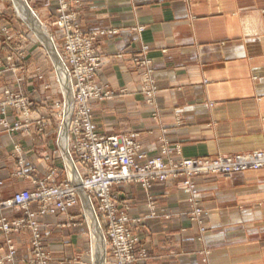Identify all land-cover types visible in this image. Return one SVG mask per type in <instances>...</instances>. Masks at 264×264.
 <instances>
[{
	"label": "crops",
	"instance_id": "1",
	"mask_svg": "<svg viewBox=\"0 0 264 264\" xmlns=\"http://www.w3.org/2000/svg\"><path fill=\"white\" fill-rule=\"evenodd\" d=\"M29 1L41 20H54L55 0ZM76 1L67 0L73 8ZM5 2L0 0V15H11ZM80 13L84 32L116 31L96 44L103 60L97 82L114 94L91 103L99 133H137L148 158L157 157L162 145L180 147L187 159L264 148V0H81ZM8 21L16 27L15 21ZM143 45L150 48L148 59L158 88L151 101L141 90L142 71L131 61ZM3 86L15 88L14 79L0 78V89ZM39 86L23 82L20 89L36 93L39 101L45 94L59 97L54 85L46 92ZM8 115L10 122L16 120L12 111ZM46 130L48 136L39 137L35 129L18 135L0 127L4 199L34 189L31 181L13 176L15 144L22 147L27 168L37 170L36 179L56 169L52 183L61 182L55 136ZM196 184L206 212L207 233L201 241L198 228L188 220L182 179L156 184L148 193L136 184L118 189L131 207L130 218L140 220L133 229L148 257L137 264H204V252L210 253L209 264H264V226L242 216L253 206L264 209V170L230 178L202 177ZM82 206L68 214L37 218L52 264H91L92 229ZM21 215L4 212L11 220ZM4 238L0 232V245ZM13 241L18 249L15 264H24L32 257L31 234L22 231Z\"/></svg>",
	"mask_w": 264,
	"mask_h": 264
},
{
	"label": "rangeland",
	"instance_id": "2",
	"mask_svg": "<svg viewBox=\"0 0 264 264\" xmlns=\"http://www.w3.org/2000/svg\"><path fill=\"white\" fill-rule=\"evenodd\" d=\"M17 1L19 2V0ZM55 1L57 2V10L56 14H54L55 16L53 21L46 22L44 20H41L39 16L38 17L40 18V22L42 23L43 27L46 28L48 35H50L54 40V43L57 47V55L62 63L61 66L63 67V70H61L55 62L50 47L46 43V39L41 38L31 27V25L24 19V16L19 13L16 0H6L5 2L8 5V7L6 5V10H9L11 8V11L8 12L11 15L6 16L5 12L0 15V42H2L3 40V42L0 43V78L12 77L14 79L15 85V88H13L12 86L10 89L9 86H3L0 89V95H2V97L0 98V127L4 132L8 134L18 135L32 134L33 129H35L39 137H45L47 135L46 129L50 128L51 133H53L55 136L54 143L56 145V148L58 149V157L60 158L62 164L61 182L52 183L57 173L56 169L49 172L45 178L40 180L36 179L37 170L34 168H27L24 151L20 145L15 144L12 147L11 155L16 166V170L13 174L14 178L24 181H31L33 187H35V180H38L40 182H49V184L51 185H59L65 183L66 181H69V179H72L74 181L73 183H76V185H80L77 172L81 173L85 178V176H87V168L77 160L78 156L75 154L76 152L73 148L75 144V140L73 138V128L74 125H79L82 129L87 130L86 123L82 124L83 121L93 124L95 126L94 129H96L97 135L100 137L110 138L113 136H117L123 138L128 137V139L131 138L132 140H135V143L141 147L140 154L145 157V159L141 161V163L144 165H147L148 161L159 159H162L168 164L178 162L180 163V165H183V160H216L221 157L232 156L233 158H235L238 157V155L254 156L258 152L259 154L264 153V148H262L232 155H220L214 158L187 159L182 157L180 147L171 149L167 145H162L160 148V153L157 157L148 158L147 155H145L143 152V145L139 141V135L137 133L109 136H105L99 133L94 120V112L92 110L91 103L95 101L102 102L109 100L113 97L114 94L109 90L107 85H100L97 82L98 75L100 73V70L102 69L103 60L102 56L98 53L96 44L106 35L116 34V31L86 33L84 32L80 21L81 0H77L75 2V4L77 5L76 8L71 7L67 0ZM25 2L28 4L32 12L36 13V10L30 4V1L25 0ZM26 3L25 6H27ZM9 19H11V21H15L14 23L16 27H14L13 23L8 21ZM64 22L65 28H62L60 24ZM69 28H71L72 30V37L74 41L80 42V46L76 47L75 45V48L72 50L70 45H67L66 40H64L66 30ZM138 31L142 32L143 28L140 27ZM88 41L93 42V50H91V53H89L90 56L86 57L85 53L87 51V44L89 43ZM149 52L150 48L146 45H143L138 51H136V54L133 55L131 61L136 68L142 71L141 90L142 93L148 97L149 101H151L158 94V88L155 85L156 80L154 76V70L151 67L152 62L148 59ZM72 54H75L77 57H82L83 59L81 58L78 61L77 65H73L69 58ZM35 62L37 63V65H35V69L32 72H28V68H30L31 66L34 67L33 65L35 64ZM78 67L80 69V75L79 72H77ZM20 72H26V74L24 76H21L19 75ZM75 73H77V75H75ZM91 76H93L92 80L89 79L91 78ZM48 79L52 80L53 83H50ZM23 82H26L28 84L40 83L39 87H41L45 92L51 90L52 86L54 85L56 92L59 93V95L57 94L56 97H59L55 99V95L50 94L52 95L51 97H54V99L49 102L50 95L48 96V94H45L43 100H36V93L35 95H33V93L30 94L28 91H22L20 89V85ZM67 82H69L68 86L66 84ZM37 94L41 95L40 91H38ZM85 95L91 97H88L84 101L83 98H86ZM85 107L90 110V117L88 118L83 116ZM8 111H12L16 115V120H14V122L9 121ZM79 119H81V122L77 123L76 121ZM262 170H264V167L258 169L251 168L242 172L239 171L228 174H204L195 177L181 175L174 178L171 177L166 181H155L151 185V187H148L141 182L135 181L114 186L111 190V194L116 198L117 202V220L119 223L122 222V225L124 226V229L126 231L123 232L122 235H118L119 239L116 240V237L114 235L110 236V233L108 232V225L103 224V220H100L103 224L102 227L100 226L103 234L102 236H104V240L106 243L105 257H102L100 259V262L98 261V258H95L94 248L92 247V234L90 233L89 256L91 257V264H137L139 261H143L148 257L147 251L142 247L140 235L133 229L134 224H138L140 220H132L130 218L131 207L128 203L124 202V200H121L120 196L117 194L118 189H120L121 187H126L130 184H136L139 185L142 190L148 193V191L156 184H163L170 181L182 179L183 187L181 193L185 197V201L188 204V220L192 225L198 228V239L199 241H201L203 235L207 233L205 221L206 212L201 204V189L197 186L196 179L202 177L230 178L237 174L256 173ZM0 181L5 185V182L2 179H0ZM187 182H189L190 184L187 185ZM3 187L0 188L1 196V190L3 189ZM80 194L82 201L79 200L80 202L76 205V207L83 205L82 207H85L86 209V214L84 213L83 215H87V217L89 218L87 211L88 209L86 208L87 203H89L87 202L89 201L87 198L88 195L83 191H81ZM154 204V202L150 203L151 211H154ZM82 210L84 209L82 208ZM69 211L65 214H68ZM150 215H154V212ZM94 216L97 221L95 212ZM242 216L249 221L257 223V227L264 226V220L259 221L260 219H262L261 217H264V209H261L259 205L253 206L249 210L242 211ZM1 217H5L4 211L0 212V220ZM102 218L106 220L107 216H104ZM8 220L12 221L11 219ZM260 222L262 223L261 225H259ZM26 230H28L31 234L32 257L29 259H24L23 262L24 264H40L41 262L40 260H38L39 258L35 260L33 251V232L26 228L23 231ZM0 232L5 236L4 242L0 245V264L17 263L18 249L13 241V237L20 234L22 231L15 232L10 235H6L2 231ZM118 241H120V243L122 242V246L117 245ZM41 243L42 248H44L45 252V254L43 253V258L41 259V261H43L44 264H52L53 260L51 257V253L46 250L43 243L42 231ZM11 247L13 248L12 250L15 253L13 257L9 259L11 254ZM116 247H118V250H116ZM202 254L205 256L203 263L209 264L208 255L210 253L204 252ZM96 261H98V263H96Z\"/></svg>",
	"mask_w": 264,
	"mask_h": 264
},
{
	"label": "built area",
	"instance_id": "3",
	"mask_svg": "<svg viewBox=\"0 0 264 264\" xmlns=\"http://www.w3.org/2000/svg\"><path fill=\"white\" fill-rule=\"evenodd\" d=\"M64 24L65 22L61 23L60 26L65 28ZM72 36L71 28L67 29L64 40H66L67 45H70L71 50L75 48V45L76 47L80 46V42L74 41ZM88 42L86 57L90 56L89 53L93 50V42ZM69 58L73 65H77L82 57L72 54ZM77 72L80 75L79 67ZM92 77L89 79L92 80ZM85 96L84 101L91 97ZM83 116L90 117V110L86 107ZM76 122L80 123L81 119ZM85 123L87 130L82 129L79 125H74L73 128V138L75 140L73 148L78 156L77 160L87 168L85 178L77 172L80 185L73 183L72 179L59 185H51L49 182L35 180V187L32 191L17 193L9 199H3L0 193V212L14 211L22 214L20 218L12 221H9L6 217H1L0 231L10 235L21 232L25 228L31 230L34 238L35 260L39 258L40 264H44L41 259L45 252L42 248L41 227L37 218L67 213L82 201L81 191L88 195L86 197L95 212L99 225L101 227L103 224L108 225L110 236L114 235L117 240L119 239L118 235H122L126 230L122 222L119 223L117 220V202L111 194V190L116 185L135 181L151 187L155 181H166L171 177L181 175L195 177L204 174H228L264 167V153H261V155L259 152L254 156L238 155L235 158L228 156L216 160H183V165L178 162L168 164L162 159L148 161V164L144 165L141 161L145 157L140 154L141 147L135 143V140L117 136L100 137L97 135L93 124L82 122V124ZM186 184L190 183L187 182ZM3 186L4 183L0 181V188ZM34 206L37 207L36 211H32ZM104 216H107L106 220L102 218ZM100 220H103V224ZM117 245L122 246V242L118 241ZM12 249L11 247L9 259L15 253ZM116 250H118V247H116Z\"/></svg>",
	"mask_w": 264,
	"mask_h": 264
},
{
	"label": "bare ground",
	"instance_id": "4",
	"mask_svg": "<svg viewBox=\"0 0 264 264\" xmlns=\"http://www.w3.org/2000/svg\"><path fill=\"white\" fill-rule=\"evenodd\" d=\"M18 3H19V6H18L19 13H21L22 16H24V19L31 25V27L36 31V33L41 38L46 39L47 42L46 41L45 42L50 47V50L52 52V55H53L55 62L57 63L59 68L61 70H63V67L61 66L62 63L59 60L58 55H57V47L54 43V40L50 35H48L47 30L45 27H43L42 23L40 22L38 15L34 12H31L30 9H28L27 6H25V3H26L25 0H19ZM62 75H63V72H62ZM66 84L68 86L69 82H67ZM64 132H65V130H64ZM72 170H71V173H72ZM71 175H73V174H71ZM86 208L88 209L87 211H88V215H89V219H90V223H91V229H92V235H93L92 239H93V245H94V255H95V258L96 259L98 258V261L100 262V259L102 257L103 258L105 257V245H106V243L104 240V236H102L103 234L101 231V227H100L99 223L96 221L93 209L89 205V203H87ZM98 261H96V262L98 263Z\"/></svg>",
	"mask_w": 264,
	"mask_h": 264
},
{
	"label": "water",
	"instance_id": "5",
	"mask_svg": "<svg viewBox=\"0 0 264 264\" xmlns=\"http://www.w3.org/2000/svg\"><path fill=\"white\" fill-rule=\"evenodd\" d=\"M27 4V3H26ZM27 7L30 9V7L28 6V4H27ZM30 11L32 12V10L30 9Z\"/></svg>",
	"mask_w": 264,
	"mask_h": 264
}]
</instances>
